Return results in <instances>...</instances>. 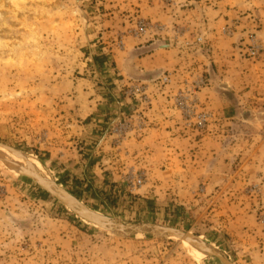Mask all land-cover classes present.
<instances>
[{
	"label": "rangeland",
	"instance_id": "rangeland-1",
	"mask_svg": "<svg viewBox=\"0 0 264 264\" xmlns=\"http://www.w3.org/2000/svg\"><path fill=\"white\" fill-rule=\"evenodd\" d=\"M209 1L0 0V143L23 153L41 175L94 212L126 225L154 224L191 233L233 264H264V139L261 160L217 200L220 190L205 188L199 179V174L210 177L205 172L209 167L202 166V173L198 167L173 172L184 185L163 188L167 178L148 182L143 169L120 154L124 140L142 132L135 130V120L146 122L142 111L149 108L150 98L146 83L129 79L117 87L105 75L114 50L123 49V35L135 36L139 22L166 28L149 35L173 33L190 17L177 9L181 13L188 4ZM153 3L163 23L148 20ZM244 17L255 19L251 11ZM256 22L246 34L259 30ZM198 33L187 40L182 35V46L208 56L210 41ZM198 36L203 46L194 44ZM242 58H248L245 51ZM200 76L206 87L204 75L188 73L184 78ZM160 85L167 86L162 78ZM135 86L146 87L148 104L129 94ZM89 101L96 105L95 117L87 113ZM233 113L230 126L211 115L203 132L182 126L180 134L198 145L213 125L222 132L232 128L239 147L232 159L237 167L243 138L251 132L263 136L264 125H257V110ZM250 116L253 124L238 121ZM139 177L141 186L132 185ZM37 187L0 162V264H221L172 237H127L86 224Z\"/></svg>",
	"mask_w": 264,
	"mask_h": 264
},
{
	"label": "crops",
	"instance_id": "crops-1",
	"mask_svg": "<svg viewBox=\"0 0 264 264\" xmlns=\"http://www.w3.org/2000/svg\"><path fill=\"white\" fill-rule=\"evenodd\" d=\"M153 4L148 20L151 23H163L158 22L164 17H160L156 4ZM247 11H251L258 22L259 30L254 33L264 47V0H210L207 5L202 2L188 4L184 12L180 13L179 9L176 11L180 15L190 16L177 24L183 31L182 38L192 39L197 35L196 32L205 35L204 38L210 41L208 56L203 57L198 51L188 52L183 48L181 38L174 42L171 30L166 34H146L142 38L123 35V49L114 50L110 68L105 69V75L113 84L119 87L129 79L147 84L150 106L142 111L145 127L142 132L130 134L124 140L120 154L132 161V166L143 169L148 182H153V178H167L163 186L160 184L163 188L175 183L180 185V180L176 181L174 174L171 175L173 172L180 174L189 168L198 167L202 173V166L209 167L205 172L210 173V177L202 178L199 174V179L205 188L220 190L214 198L217 200L223 194L227 196L239 175L249 174L255 161L261 160L258 152L262 151L260 142L264 139V133L260 136L259 133L251 132L247 138H243L245 148L239 165L235 167L232 159L234 149L239 147L233 143L232 128L222 132L213 125V129L209 130L211 133L208 132L196 145L190 136L180 134V117L172 103V97L188 73L204 75L209 83L199 91L197 97L201 106L211 113L213 120H222L230 126L236 119L233 110L247 108L259 111L261 116L257 117V125H264V54L256 60H250L242 58L244 49L239 48V45L244 47L246 44L243 42L249 34L246 32L255 27L254 20L244 17ZM193 14L196 20H193ZM203 15L206 24L202 20ZM232 25L233 35L227 37L223 30ZM109 34L113 36L111 32ZM118 35L115 34V42ZM166 75H169L171 82L161 86L160 79ZM87 106L88 115L95 117L92 111L96 105L89 101ZM252 117L238 121L253 124L255 118ZM190 158L194 159L193 162Z\"/></svg>",
	"mask_w": 264,
	"mask_h": 264
},
{
	"label": "built area",
	"instance_id": "built-area-1",
	"mask_svg": "<svg viewBox=\"0 0 264 264\" xmlns=\"http://www.w3.org/2000/svg\"><path fill=\"white\" fill-rule=\"evenodd\" d=\"M164 4H173L175 0H155ZM234 26H229L224 28L223 34L227 37H231L234 32ZM166 30L163 26H156L153 24H147L145 22H139L137 24V28L135 31V36L139 37L151 32H162ZM174 40L181 38L183 33L179 29H175L173 31ZM194 44L198 46H203L205 41L203 37L198 36L194 39ZM186 47L191 46V43L184 42ZM245 54L250 59H256L264 54V47L259 42L255 33H249L246 37V46H245ZM206 80L200 77L194 78H184L181 84L180 89L176 92V94L172 97V103L174 108L180 115L182 126L186 129L194 130L197 132H203L208 125L209 120L211 119V115L205 112L198 101V93L199 91L205 87ZM162 84L168 85L170 84V77L165 76L162 78ZM129 94L138 95L143 99V102L148 104V97L146 94V87L143 86H135L130 88ZM145 127V122L142 119L135 120V130H142ZM120 128H124L125 130H129L125 126H120ZM132 129V128H130ZM122 135V134H121ZM119 135V137H122ZM136 182V184H135ZM142 178H137L132 185L141 186Z\"/></svg>",
	"mask_w": 264,
	"mask_h": 264
},
{
	"label": "water",
	"instance_id": "water-1",
	"mask_svg": "<svg viewBox=\"0 0 264 264\" xmlns=\"http://www.w3.org/2000/svg\"><path fill=\"white\" fill-rule=\"evenodd\" d=\"M0 146L5 148L10 154L14 155L17 158L22 159L26 163V170L30 172L31 175H26L22 171L15 170L19 174L25 175L30 178L43 192L48 194L51 198L59 202L65 209L70 211L76 218L90 224L94 227H97L101 230H104L113 234H120L123 236H133L137 234H155L160 237H172L176 238L179 241H186L188 244L198 250L203 251L207 256L212 257L218 260L221 264H233L220 253L212 251L205 243L198 241L195 235L188 234L181 230L171 228L168 226L154 225V224H133L126 225L121 221L109 218L104 215H97L94 211L90 210L84 204L80 203L74 196L69 194L66 191L60 189L56 184L52 183L50 185L45 179H43L35 169L30 165L25 156L15 150L14 148L0 143ZM22 170V169H21ZM99 214V213H98ZM112 219L118 223V226L113 227L109 226L106 222Z\"/></svg>",
	"mask_w": 264,
	"mask_h": 264
},
{
	"label": "bare ground",
	"instance_id": "bare-ground-1",
	"mask_svg": "<svg viewBox=\"0 0 264 264\" xmlns=\"http://www.w3.org/2000/svg\"><path fill=\"white\" fill-rule=\"evenodd\" d=\"M23 154V153H22ZM24 155V154H23ZM25 156V155H24ZM25 158L27 159V161L30 163V165L35 169V171L43 178L45 179L50 185H52V183L56 184L60 189H62L63 191H66L64 190L60 185H58L56 182L50 180L48 177H45L43 175H41L37 169V166L31 161L29 160L26 156ZM0 162L5 165L6 167H9V168H12V169H15V170H20L22 172H24L26 175H31L30 172L28 170H26V163L20 159V158H17L15 157L14 155L10 154L5 148L1 147L0 146ZM22 169V170H21ZM67 192V191H66ZM81 203V202H80ZM97 215H100L98 214L97 212H95ZM109 226H113V227H116L118 226V223L112 219H109V221L106 222ZM188 234H191V233H188ZM193 235V234H191ZM158 236V235H157ZM176 239V238H175ZM197 240L198 241H201L203 243H205L202 239L198 238L197 237ZM182 242L184 244H186L187 246H189L190 248L194 249L195 252H197L198 254H201V255H206V253H204L203 251L201 250H198L192 246H190L188 244V242L186 241H183ZM205 245L207 247H209L212 251H215L218 253V251L214 250L212 247L208 246L206 243Z\"/></svg>",
	"mask_w": 264,
	"mask_h": 264
},
{
	"label": "trees",
	"instance_id": "trees-1",
	"mask_svg": "<svg viewBox=\"0 0 264 264\" xmlns=\"http://www.w3.org/2000/svg\"><path fill=\"white\" fill-rule=\"evenodd\" d=\"M37 189H38V191H41V192H43V191H42L40 188H38V187H37ZM43 193H45V192H43ZM45 194H46V193H45ZM62 209H63V208H62Z\"/></svg>",
	"mask_w": 264,
	"mask_h": 264
}]
</instances>
